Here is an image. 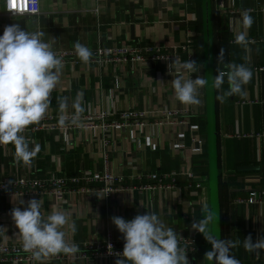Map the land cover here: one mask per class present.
Instances as JSON below:
<instances>
[{
    "label": "crops",
    "instance_id": "crops-1",
    "mask_svg": "<svg viewBox=\"0 0 264 264\" xmlns=\"http://www.w3.org/2000/svg\"><path fill=\"white\" fill-rule=\"evenodd\" d=\"M188 2L193 3L191 0ZM212 6L216 74L218 70H226L227 63H244L253 71L251 81L245 86V99L239 95L226 97L227 82L216 90L222 239L240 241L231 250L240 264H264V250H259L257 254L243 247V240L249 234L253 242L264 237V205L238 202L239 198L248 199L252 190H264V139L244 136L264 132V0H231L227 4L240 11L253 9L247 11L254 22L247 29L246 47L235 43V36L244 30L241 22L243 12L227 13L216 8L213 1ZM180 10H185L189 19L196 14L197 20L182 23V28L177 32L176 22L182 18ZM198 22L197 9H193V6L178 7L174 0H104L100 4L96 0H41V13L33 16L6 15L0 1V34L5 26L11 24H19L30 31L41 30L45 33L43 39L51 44L53 51L72 50L74 43L79 41L94 52L99 43L110 46L131 40L143 46H165L173 53L186 28L195 29ZM221 49L224 56L219 61ZM174 61L156 62L152 67L133 65L123 70H111L108 65L100 66L97 63L67 65L51 94L48 110L60 113L59 98L64 97L67 98L65 111L74 112L72 103L77 93L82 94L85 109L82 114L90 109L114 112L130 108L150 112L198 108L199 114L191 116V123L200 130L201 143L196 148L186 125L167 128L151 119L143 127L124 126L105 131L75 129L71 133L74 145L70 150L67 149L65 135L38 134L36 141L30 143V147L40 145V151L32 159L37 165V173L43 176L49 170H58L62 174L84 171L94 176L108 168L123 174L128 184L131 176L136 174H166L179 170L185 158L193 161V157L204 152L205 147V132L201 128L206 114L205 87L199 89L200 103L183 104L177 100L171 81L175 78L174 74H182L185 78L204 76V67L199 66L192 74L178 70ZM185 61L186 56L181 55L179 62ZM10 151L13 156H7L6 150L0 147V175L2 166L13 162V144ZM178 177L179 188L154 191L128 189L110 197L100 193L98 186L93 187L90 194H69L64 199L48 195L0 197V242H22L11 210L15 206L26 207L27 201L32 198L41 199L44 215L53 208L68 213L77 225L72 237L79 243L90 238L103 239L109 229L118 238H123L112 217L132 219L148 211L157 213L175 230L177 236H186L192 224L191 210L197 213V209L201 208L202 216L204 207L210 208V199L209 194H205L203 200L196 197L194 189L187 187L185 178ZM22 199L24 205L19 203ZM63 230L69 229L65 226ZM209 250V246H205L190 260V264H212L204 258ZM115 262L112 259L91 258L84 264Z\"/></svg>",
    "mask_w": 264,
    "mask_h": 264
},
{
    "label": "clouds",
    "instance_id": "clouds-1",
    "mask_svg": "<svg viewBox=\"0 0 264 264\" xmlns=\"http://www.w3.org/2000/svg\"><path fill=\"white\" fill-rule=\"evenodd\" d=\"M35 5L36 0H32V13L37 11ZM7 9L14 10V13L18 11L15 0H7ZM241 15L244 30L235 36V43L246 47L247 29L251 28L254 21L247 11ZM44 36L41 30L30 31L19 24L5 26L0 34V144H13L16 159L24 164L31 163L40 151V145L30 147V141L22 133L26 127L39 122L46 115L51 104V94L60 81L64 67L62 58L43 39ZM73 46L79 59L88 63L93 56L92 50L79 41ZM223 56L224 50L221 49L219 61ZM174 64L178 70L192 74L197 71L195 60L188 59L180 63L176 58ZM174 76L171 82L177 100L183 104L200 103L198 91L209 86V79L201 75L196 78H185L182 74ZM252 77L253 71L246 64L227 63L226 70H218L212 77L210 86L219 90L227 82L228 88L224 93L226 97L239 95L245 99V86ZM59 107V124L64 125L67 98H59ZM72 107L74 113L70 122L79 126L81 114L85 111L81 93H77ZM19 203L24 205L25 201L22 199ZM41 209V199L32 198L27 201L26 207L15 206L11 210L23 250L30 252L37 261L61 253L76 254L78 246L68 241L66 231L63 230L67 226L75 233L76 222L62 210L53 208L49 214L44 215ZM203 211V218L193 222L191 227L202 233L212 246L204 258L212 264H240L231 252L240 241L221 239L209 231L208 225L215 219V212L208 206ZM112 222L124 239L123 251L119 255L123 258H118L115 264H190L187 251L180 245L177 233L157 213L148 211L132 219L113 216ZM243 247L248 252L258 254L259 250H264V237L253 242L249 234L243 240Z\"/></svg>",
    "mask_w": 264,
    "mask_h": 264
},
{
    "label": "built area",
    "instance_id": "built-area-1",
    "mask_svg": "<svg viewBox=\"0 0 264 264\" xmlns=\"http://www.w3.org/2000/svg\"><path fill=\"white\" fill-rule=\"evenodd\" d=\"M4 7V13L9 16H28L39 15L41 13V0H36V13L30 11L32 7V0H15V7L18 9L16 13L14 10L7 9V0H0ZM97 3H102L104 0H96ZM134 2L135 0H128ZM178 4V7H191L193 6L188 0H174ZM215 7L225 11L227 13H240L245 11H253V9L238 10L236 8L228 7L227 4L231 0H212ZM28 10L25 11L24 9ZM98 8H96V11ZM182 18L176 22V31L179 32L182 23L189 24L191 20L196 21L197 15L187 18L185 10H180ZM181 40L175 46V51L170 53L165 46H152L141 45V43H135L131 40H123L120 44H113L105 46L101 43L93 52L88 63L82 62L77 56L74 49H66L54 51L63 60L65 70L67 65L78 64L80 62L84 64L97 63L100 66L108 65L111 70L116 68L127 69L133 65H143L145 67H152L156 62L169 63L171 60L178 58L180 60L181 55H185L187 60L197 61V47L196 41L198 39L197 28H189L183 32ZM180 49V51H179ZM199 63L196 64V70L199 67ZM180 72V71H177ZM198 91V96L200 95ZM74 112L65 111L66 122L64 125L59 124L60 113H56L54 110H47L46 115L37 123L31 124L23 131V135L33 143L36 141L38 134L48 135H65L68 141V150L73 148V138L71 136L72 131L75 129L84 130H107L109 128L120 129L122 127H143L151 119L155 123L161 126H178L184 124L192 138V144L195 146L201 143L200 130L197 125L191 123V116L199 114L198 108H186V109H169L164 111H134L130 108H124L121 111H107L103 109L88 110L84 114H81V123L79 126L73 125L70 122L71 115ZM245 137L256 136L264 139V132L256 134H244ZM106 146V145H105ZM3 147L7 156H13L11 154L9 144H0ZM107 148V146H106ZM108 149V148H107ZM107 152V151H106ZM105 152L106 164H108L107 153ZM201 153V152H200ZM37 165L31 161L30 164L21 163L14 156L13 162L8 165H3L0 175V197L11 198L15 196L29 197L34 195H48L57 199H64L69 194L85 193L90 194L93 192V187L98 186V191L104 194L106 197H110L113 194L130 190H144L154 191L170 188H179L177 185V176H182L187 182L189 189L198 190L196 197L202 198L205 194H208V188L206 187L208 182V176L202 174H196L192 168V161L185 158L179 170H172L170 173L159 174L156 172H146L131 176L130 182L126 183V177L121 173H115L110 169H105L103 173L91 176L86 172L81 173H61L58 170H49L45 175L40 176L38 173ZM137 180V182H136ZM250 202L264 205V190H252L248 199L239 198L238 202ZM201 202V201H200ZM194 212V211H193ZM191 210L192 224L196 222L194 213ZM191 224V225H192ZM66 231V230H65ZM67 239L70 243H75L79 251L76 254H58L43 258L42 261L34 259L30 252H25L22 247V242L8 244L0 242V263L1 264H84L91 258L94 260L112 259L117 260L123 258L121 255L124 247V239L115 236L114 232L109 229L105 233L103 239L90 238L82 243L76 242L72 237L70 230L66 231ZM180 245L185 247L189 261L194 256L199 254L207 243L206 238L202 233L194 230L191 226L189 233L178 236Z\"/></svg>",
    "mask_w": 264,
    "mask_h": 264
},
{
    "label": "water",
    "instance_id": "water-1",
    "mask_svg": "<svg viewBox=\"0 0 264 264\" xmlns=\"http://www.w3.org/2000/svg\"><path fill=\"white\" fill-rule=\"evenodd\" d=\"M203 21V50L204 77L209 79V86L205 87L206 120H207V154L210 208L215 212V219L211 222V232L222 239V217L220 197V165L218 147V124L216 112V89L210 86L211 79L216 75L214 60V25L212 0H202ZM212 247V246H211Z\"/></svg>",
    "mask_w": 264,
    "mask_h": 264
},
{
    "label": "trees",
    "instance_id": "trees-1",
    "mask_svg": "<svg viewBox=\"0 0 264 264\" xmlns=\"http://www.w3.org/2000/svg\"><path fill=\"white\" fill-rule=\"evenodd\" d=\"M193 3V9H197V12L199 13V22L197 25L198 30V39L196 41V47H197V62L200 66L204 67V50H203V21H202V0H191ZM203 117V116H202ZM203 126H201L202 130L205 132V144H204V152L197 154L193 157L192 161V168L193 171L196 174H202L205 176H208V154H207V120H206V114L203 119ZM177 171V169H175ZM179 177L177 176V179ZM220 179H221V173H220ZM220 187H221V181H220ZM195 192L199 193L198 190H195ZM195 213V219L196 221H199L202 219L201 217V208L197 209V213Z\"/></svg>",
    "mask_w": 264,
    "mask_h": 264
},
{
    "label": "rangeland",
    "instance_id": "rangeland-1",
    "mask_svg": "<svg viewBox=\"0 0 264 264\" xmlns=\"http://www.w3.org/2000/svg\"><path fill=\"white\" fill-rule=\"evenodd\" d=\"M206 187L208 188V194H209V199H210V192H209V175H208V182H207V185H206ZM209 203H210V201H209ZM210 205V204H209ZM209 226V231H211V226H210V224L208 225ZM205 246H209V248L211 249V244L207 241V243L205 244ZM204 246V247H205Z\"/></svg>",
    "mask_w": 264,
    "mask_h": 264
}]
</instances>
